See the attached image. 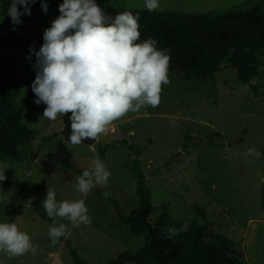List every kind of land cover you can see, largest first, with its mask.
Masks as SVG:
<instances>
[{"label": "rangeland", "instance_id": "obj_1", "mask_svg": "<svg viewBox=\"0 0 264 264\" xmlns=\"http://www.w3.org/2000/svg\"><path fill=\"white\" fill-rule=\"evenodd\" d=\"M110 1L116 6L145 8L144 0ZM259 2L264 7V0H159L157 11L221 15L250 10ZM56 11L30 10L17 25L0 11V31L28 34L32 23L43 35L56 19ZM29 46L38 51L41 45L27 40L17 47L0 44L3 70L21 86L16 106L23 122L36 131L21 152L28 154L41 146L36 159L0 161V172L7 177L0 181V222L17 224L29 234L37 252L12 259L0 252V259L6 258L0 264H74L63 240L51 243L48 230L53 223L41 219L31 201L43 207L47 187L55 190L57 201L83 198L73 185L97 159L111 175L106 186L96 188L116 200L125 215L138 207L131 171L135 156L120 140L141 148V169L151 193L152 226L160 216L167 219V232L179 222L203 224L204 213L209 241L222 234L233 242L242 264H264V100L239 81L234 68L204 78L170 76L158 106L129 112L112 122L93 144L74 147L62 135L53 136L62 128V118H43L46 105L34 102L31 84L36 57L28 58ZM261 61L260 73L251 82L264 94V58ZM187 136L191 140L183 147ZM113 141L105 155L97 150L98 145ZM65 162L73 169L65 171ZM7 192L10 197L4 198ZM14 196L23 200L16 201ZM84 199L92 217L90 225L73 227L67 220H57V226L66 225V238L82 261L103 264L122 251L135 252L143 245L142 235H132L128 225L119 224L112 203L93 191Z\"/></svg>", "mask_w": 264, "mask_h": 264}, {"label": "clouds", "instance_id": "obj_2", "mask_svg": "<svg viewBox=\"0 0 264 264\" xmlns=\"http://www.w3.org/2000/svg\"><path fill=\"white\" fill-rule=\"evenodd\" d=\"M32 3L35 0H13L7 12L13 25L22 23V15L31 14ZM144 7L154 12L160 7L159 0H144ZM42 9L47 12L43 2ZM58 9L60 15L43 31L39 50L29 46L28 58L36 57L31 84L34 102L46 105L42 117L47 120L70 113V144L75 147L85 139L95 141L129 112L159 105L162 88L170 83L171 57L157 47L155 39L140 41L138 15L125 11L108 16L97 0H63ZM110 175L100 160L93 161L91 169L83 170L73 185L83 197L76 200L57 201L55 190L47 187L41 203L53 221L48 230L53 245L66 237V225L57 226L58 218L73 227L91 224L84 198L97 186H106ZM6 179L0 172V181ZM9 197L10 192L5 193L4 198ZM186 230L187 224L170 228L167 238ZM0 252L12 259L35 255L37 246L17 224L0 222Z\"/></svg>", "mask_w": 264, "mask_h": 264}, {"label": "trees", "instance_id": "obj_3", "mask_svg": "<svg viewBox=\"0 0 264 264\" xmlns=\"http://www.w3.org/2000/svg\"><path fill=\"white\" fill-rule=\"evenodd\" d=\"M262 1V0H260ZM13 0H0L1 14H6ZM42 2L47 8H56V18L60 15L58 6L63 0H35L29 5L31 11L42 9ZM105 14L115 17L117 13L130 11L139 17L140 41L153 38L157 47L170 54L168 75L182 79L190 77L204 78L226 68H234L240 82L247 84L254 95L264 100L259 86L251 82L259 74L258 67L264 58V7L259 2L250 10L227 11L221 15L189 14L174 11L149 12L146 8L136 9L116 6L110 0H97ZM22 10L21 5H17ZM22 40L43 43V35L31 23L28 34L1 32L0 44L17 47ZM21 92V86L15 82L8 70H3L0 59V161L24 158L36 159L41 146L28 154L21 152V147L29 144L36 131L22 120V111L17 108L15 99ZM191 136L185 137L183 147ZM109 144L98 145L97 150L105 155ZM121 145L134 153L131 171L135 175V193L138 207L125 215L120 206L105 191L94 188V194L115 207V214L120 225H128L132 235H142L143 245L135 252L122 251L115 258L103 264H242L240 254L233 242L222 234H216L209 241L207 226L209 222L202 213L204 223L192 225L179 222L175 228L187 224V230L181 231L168 239L169 232L164 229L167 219L158 218L155 226L149 222L151 193L146 186V175L141 169V148L120 140ZM65 171L73 166L65 162ZM23 200L20 196L13 197ZM32 208L39 217L53 223L44 208L36 201H31ZM67 245L74 264H90L82 261L76 250L70 246V240L60 237Z\"/></svg>", "mask_w": 264, "mask_h": 264}, {"label": "water", "instance_id": "obj_4", "mask_svg": "<svg viewBox=\"0 0 264 264\" xmlns=\"http://www.w3.org/2000/svg\"><path fill=\"white\" fill-rule=\"evenodd\" d=\"M69 114L65 115L62 117V122H63V130L60 131V129L58 131H56L53 136H56V135H62L66 140H68V137L70 135V132H71V128H70V120H69ZM95 141L92 140V139H85L82 141V143L84 144H93Z\"/></svg>", "mask_w": 264, "mask_h": 264}, {"label": "crops", "instance_id": "obj_5", "mask_svg": "<svg viewBox=\"0 0 264 264\" xmlns=\"http://www.w3.org/2000/svg\"><path fill=\"white\" fill-rule=\"evenodd\" d=\"M259 67H260V66H259ZM259 67H258V70H259ZM259 73H260V72H259ZM254 77H255V76H254ZM252 78H253V77H252ZM251 80H252V79H251ZM2 259L5 260L6 258H3V257H2ZM2 259H0V260H2ZM3 262H4V261H0V263H3Z\"/></svg>", "mask_w": 264, "mask_h": 264}]
</instances>
